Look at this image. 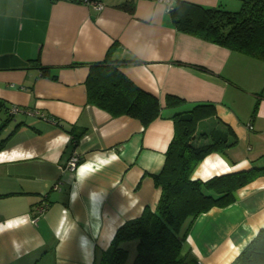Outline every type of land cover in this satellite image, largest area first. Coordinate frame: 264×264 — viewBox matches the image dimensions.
Returning <instances> with one entry per match:
<instances>
[{
    "label": "crops",
    "instance_id": "obj_1",
    "mask_svg": "<svg viewBox=\"0 0 264 264\" xmlns=\"http://www.w3.org/2000/svg\"><path fill=\"white\" fill-rule=\"evenodd\" d=\"M95 1L104 7L0 0V264L97 262L124 222L156 209L173 117L196 104L215 113L199 121L194 146L223 135L237 142L208 154L192 179L264 167V60L183 30L160 0ZM175 5L183 17L190 5L236 11L241 0ZM105 60L159 99L148 126L90 100L91 65ZM168 95L183 102L168 105ZM14 105L24 111L11 116ZM235 197L191 227L185 249L201 264H230L264 228V175ZM122 246L133 264L137 241Z\"/></svg>",
    "mask_w": 264,
    "mask_h": 264
},
{
    "label": "trees",
    "instance_id": "obj_2",
    "mask_svg": "<svg viewBox=\"0 0 264 264\" xmlns=\"http://www.w3.org/2000/svg\"><path fill=\"white\" fill-rule=\"evenodd\" d=\"M129 8L133 10V5ZM190 10L183 17L179 16L176 5L170 10L183 30L264 60V0H241V7L236 11L199 5H190ZM88 85L90 100L113 115L138 118L144 126L161 115L159 99L135 85L113 61L93 63ZM181 102L183 99L175 95L167 96L168 105ZM214 113L212 103H200L173 117L175 135L162 171L154 175L156 185L161 187L156 209L147 208L141 216L124 222L94 264H126L129 251L122 244L132 240L137 241L133 264H201L191 249H185L195 220L213 207L234 203L239 188L264 175V167H261L214 176L206 181L192 179L198 164L208 154L225 152L237 142H229L225 135L216 139L203 134L200 136L210 141L194 146L199 121ZM5 126L6 123L0 126V133ZM81 133L82 130L75 133V143ZM5 141L0 140V150ZM230 264H264V228Z\"/></svg>",
    "mask_w": 264,
    "mask_h": 264
},
{
    "label": "built area",
    "instance_id": "obj_3",
    "mask_svg": "<svg viewBox=\"0 0 264 264\" xmlns=\"http://www.w3.org/2000/svg\"><path fill=\"white\" fill-rule=\"evenodd\" d=\"M54 1H70V2H74V3H79V4H84L87 5L89 7H92L94 9L100 10L104 7V4L102 2L99 1H95V0H54ZM163 3H165V5L167 6L168 11H170L174 5H175V0H160ZM24 111L21 107L14 105L11 109H10V113L12 115L18 114L19 112ZM28 114L30 115H37L40 114L38 111H27ZM80 165V158L77 154H74L70 160L67 163V168L71 171H76L78 169ZM60 187V183H56L54 185L55 189H58ZM47 205H42L38 208V214H42L46 209H47ZM38 217V216H37ZM35 217L32 221L36 222V218Z\"/></svg>",
    "mask_w": 264,
    "mask_h": 264
},
{
    "label": "rangeland",
    "instance_id": "obj_4",
    "mask_svg": "<svg viewBox=\"0 0 264 264\" xmlns=\"http://www.w3.org/2000/svg\"><path fill=\"white\" fill-rule=\"evenodd\" d=\"M132 260H133V255L130 256L129 260L127 261L126 264H132Z\"/></svg>",
    "mask_w": 264,
    "mask_h": 264
}]
</instances>
